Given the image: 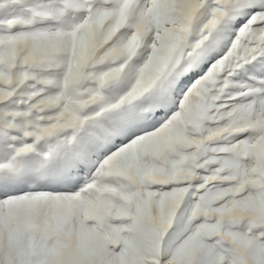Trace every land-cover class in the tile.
<instances>
[{
  "label": "snow or ice",
  "instance_id": "1",
  "mask_svg": "<svg viewBox=\"0 0 264 264\" xmlns=\"http://www.w3.org/2000/svg\"><path fill=\"white\" fill-rule=\"evenodd\" d=\"M0 264H264V0H0Z\"/></svg>",
  "mask_w": 264,
  "mask_h": 264
}]
</instances>
